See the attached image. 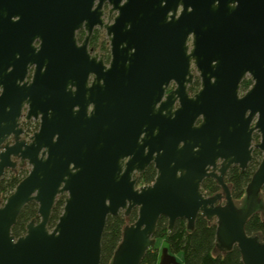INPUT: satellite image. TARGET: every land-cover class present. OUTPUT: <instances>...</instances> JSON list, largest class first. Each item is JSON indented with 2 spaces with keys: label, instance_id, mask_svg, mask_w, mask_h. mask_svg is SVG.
Instances as JSON below:
<instances>
[{
  "label": "water",
  "instance_id": "obj_1",
  "mask_svg": "<svg viewBox=\"0 0 264 264\" xmlns=\"http://www.w3.org/2000/svg\"><path fill=\"white\" fill-rule=\"evenodd\" d=\"M96 26L109 63L88 49ZM24 107L39 121L28 141ZM255 149L262 158L238 207L225 175ZM12 156L30 170L0 202V264H100L107 217L135 207L111 264H140L161 216L171 231L182 218L192 229L199 214L216 219L220 246L264 264V239L245 229L264 187V0H0V178ZM150 163L154 181L137 186L133 174ZM206 177L221 191L206 195ZM30 201L40 219L15 236ZM158 264L183 263L163 246Z\"/></svg>",
  "mask_w": 264,
  "mask_h": 264
},
{
  "label": "trees",
  "instance_id": "obj_2",
  "mask_svg": "<svg viewBox=\"0 0 264 264\" xmlns=\"http://www.w3.org/2000/svg\"><path fill=\"white\" fill-rule=\"evenodd\" d=\"M84 31L78 33L79 40L84 38ZM90 48L99 50L105 54V59L110 58L109 45L103 33L96 29L90 39ZM253 81L246 77L241 82V91H246ZM200 87V78L196 75L192 84L188 86L191 93L196 92ZM26 131L30 133L38 128L37 123H25ZM255 141H259V135L254 134ZM262 158L260 150L253 151V158L248 166L241 170L237 165L229 169L225 181L230 187L232 197L235 201L245 200V189L253 173L257 169ZM29 167L22 164L16 169L10 170L0 178V202L3 203L13 192L16 185L28 174ZM156 176V169L150 164L140 175L139 183H152ZM202 190L206 195H213L221 191V187L212 177H206L202 182ZM262 199L255 212L247 220L245 229L250 235H257L264 239V187L261 190ZM65 194L59 195L52 208L49 226L53 227L59 219L65 204ZM138 216V209L135 207L125 214L121 211L118 215H109L102 234L100 264H111L113 254L119 245L125 225L134 222ZM38 203L28 202L21 210L16 224L12 228L15 236L26 232L29 222L39 221ZM216 219H209L199 214L192 229L187 228L186 219H177L174 228L170 231L168 220L161 216L157 222L154 237V246L149 248L142 258L140 264H158L160 248L167 246L169 252L175 254L183 264H244L237 246L225 249L217 242Z\"/></svg>",
  "mask_w": 264,
  "mask_h": 264
},
{
  "label": "flooded vegetation",
  "instance_id": "obj_3",
  "mask_svg": "<svg viewBox=\"0 0 264 264\" xmlns=\"http://www.w3.org/2000/svg\"><path fill=\"white\" fill-rule=\"evenodd\" d=\"M103 9H104V11H105L103 17H104L105 21H108L110 5H109L108 3H104V5H103ZM115 15H116V12H114V13L111 15V21L113 20V17H114ZM96 29H99V30L103 33V35L105 36V38L107 39V42H108V45H109V54H110V58H109L108 61L105 59V54H104L103 52H101V51H99V50H93L92 48H90V45H89V44H90V39H91V36H92V34L94 33V31H95ZM80 31H84V33H85L84 38H85L86 33H87L86 30H85L84 28H81V29L77 30V32H76V36H77V40H78L79 43H81V42L84 40V38H83L82 40H79V38H78V33H79ZM104 32H105V33H104ZM92 34H91L90 39H89L88 49L90 50V52H91L92 54L95 53V52H97L99 55H102V56H103V59H104V61H105V63H109L110 60H111V50H110V42H109L108 37H107V35H106V30H105V29H102V28H100V27H98V26H96V27L93 29ZM36 44H37V42H36ZM32 72H33V68L31 67L30 70H29V75H28V77H27L28 79H31ZM193 72H194V78H195L196 75L198 76V73H197L196 69H193ZM198 77H199V76H198ZM199 78H200V77H199ZM248 78H249V77H248ZM193 81H194V79H193ZM191 84H192V83H191ZM168 90H169V89H168ZM188 90H189V89H188ZM189 92H190V91H189ZM193 93H195V92H193ZM193 93L190 92V94H193ZM26 110H27V108L24 107V108H23V115L19 118V123H20V127H22L23 130H24L23 134L21 135V139H25V140L28 141V140L30 139V137L32 136V134H33L38 128L35 129V130H32L30 133L26 134L27 131H26L25 123H32V124L37 123V124H38V127H39V121H37V120H35V119L26 120L25 117H24V116H25V113H26ZM7 140H8L11 144L15 141V139H14L13 136H10ZM12 160L16 163L15 166L12 167V168H7V169L5 170L4 175L6 174L7 171H10V170L16 169V168H18L19 166H21L22 164H24V165H28L27 161L22 160V159H21L20 157H18V156H12ZM150 164H153V165H154V163H150ZM150 164H149V165H150ZM149 165H147V166L145 167V169H146ZM233 166H235V165H233ZM233 166H231L230 168H232ZM154 167H155V166H154ZM230 168H229V169H230ZM145 169H144V170H145ZM155 169H156V168H155ZM29 170H30V168H29ZM144 170H143V171H144ZM143 171H142V172H143ZM228 171H229V170H228ZM228 171H227V172H228ZM142 172H141V173H142ZM141 173H136V172H135V173L133 174L134 177H137V178H138L137 186L145 185V184H140V183H139V175H140ZM156 173H157V170H156ZM226 174H227V173H226ZM4 175H3V176H4ZM3 176H2V177H3ZM225 176H226V175H225ZM148 184H150V183H148Z\"/></svg>",
  "mask_w": 264,
  "mask_h": 264
},
{
  "label": "rangeland",
  "instance_id": "obj_4",
  "mask_svg": "<svg viewBox=\"0 0 264 264\" xmlns=\"http://www.w3.org/2000/svg\"><path fill=\"white\" fill-rule=\"evenodd\" d=\"M26 166L30 168V165H26ZM6 173H9V171H7ZM260 199H262V194L261 193H260ZM235 202H236L238 207H241L243 205V203H244V201H235Z\"/></svg>",
  "mask_w": 264,
  "mask_h": 264
}]
</instances>
